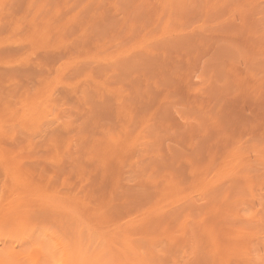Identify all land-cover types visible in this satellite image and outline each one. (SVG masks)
<instances>
[{"label":"rangeland","instance_id":"rangeland-1","mask_svg":"<svg viewBox=\"0 0 264 264\" xmlns=\"http://www.w3.org/2000/svg\"><path fill=\"white\" fill-rule=\"evenodd\" d=\"M97 263L264 264V0H0V264Z\"/></svg>","mask_w":264,"mask_h":264},{"label":"bare ground","instance_id":"bare-ground-1","mask_svg":"<svg viewBox=\"0 0 264 264\" xmlns=\"http://www.w3.org/2000/svg\"><path fill=\"white\" fill-rule=\"evenodd\" d=\"M124 236V235H123ZM122 236V237H123ZM14 238V237H13ZM124 242H125V240H124ZM36 244H38V243H36ZM112 244V243H111ZM128 244H130V243H128ZM43 250V249H42ZM123 250H124V248H123ZM32 251V250H31ZM81 251H79V253H80ZM34 253H35V251H34ZM44 253H46V252H44ZM37 254V253H36ZM40 255V254H39ZM46 255H47V253H46ZM80 255V254H79ZM46 257V256H45ZM44 256H43V260H45L46 258H45ZM47 257L49 258V255H47ZM52 256H50V258H51ZM94 257V256H93ZM47 258V261H50V259H48ZM52 258H54V257H52ZM67 258V257H66ZM82 258H84V257H82ZM121 258V257H120ZM55 259V258H54ZM76 259V258H75ZM53 260V259H52ZM67 260H68V258H67ZM54 261V260H53ZM64 261V260H63ZM74 261V260H73ZM18 262V261H17ZM55 262V261H54ZM76 262V261H75ZM78 262V261H77ZM64 263V262H63ZM81 263H83V262H81ZM96 263V262H95ZM98 264V263H97Z\"/></svg>","mask_w":264,"mask_h":264}]
</instances>
